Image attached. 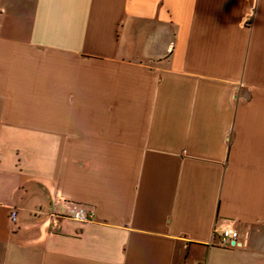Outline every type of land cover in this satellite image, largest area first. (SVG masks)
<instances>
[{
  "label": "crops",
  "instance_id": "obj_1",
  "mask_svg": "<svg viewBox=\"0 0 264 264\" xmlns=\"http://www.w3.org/2000/svg\"><path fill=\"white\" fill-rule=\"evenodd\" d=\"M0 264H264V0H0Z\"/></svg>",
  "mask_w": 264,
  "mask_h": 264
},
{
  "label": "built area",
  "instance_id": "obj_2",
  "mask_svg": "<svg viewBox=\"0 0 264 264\" xmlns=\"http://www.w3.org/2000/svg\"><path fill=\"white\" fill-rule=\"evenodd\" d=\"M96 213L94 210L86 209L83 206L77 207L73 213L72 217L74 220L79 222H90L95 220ZM11 218L15 219V215L11 214ZM241 234L240 231L233 226H225L220 232V242L221 245L226 247H235L240 244Z\"/></svg>",
  "mask_w": 264,
  "mask_h": 264
}]
</instances>
